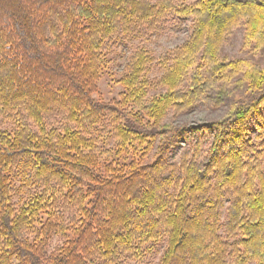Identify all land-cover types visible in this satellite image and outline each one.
I'll return each instance as SVG.
<instances>
[{"label":"trees","instance_id":"trees-1","mask_svg":"<svg viewBox=\"0 0 264 264\" xmlns=\"http://www.w3.org/2000/svg\"><path fill=\"white\" fill-rule=\"evenodd\" d=\"M166 17L192 24L161 74L138 46L118 97H95L111 45ZM239 25L263 50L264 0H0V264L138 263L161 245L158 264H264V65L221 55ZM199 102L228 109L176 161L188 131L166 117Z\"/></svg>","mask_w":264,"mask_h":264},{"label":"rangeland","instance_id":"rangeland-1","mask_svg":"<svg viewBox=\"0 0 264 264\" xmlns=\"http://www.w3.org/2000/svg\"><path fill=\"white\" fill-rule=\"evenodd\" d=\"M182 1L188 3L193 0ZM191 24V20H185L182 23H178L166 17L160 22L157 29H155L152 34H148L147 37L136 38L111 45L108 54L109 61L101 73L98 81L97 93L94 96L106 101L118 97L122 88L117 80L121 76L122 69L133 50L141 45H146L155 58L152 64L153 66L151 68L150 77H158L161 74L157 63L159 56L164 55L167 50L181 44L189 36L191 32ZM243 36V25H239L233 29V31L225 38L221 48V55L227 59L244 58L253 63L264 65V49L256 51L248 50L243 46ZM227 109V104L213 107L204 102H199L188 111L179 114L169 112L166 121L173 125L186 126L188 131L186 140L184 141V139L181 138L175 146L173 150V159L179 161L181 154L185 152L191 155L198 144L200 145L199 149L204 148L203 150H205L206 140L204 138L210 139L211 136H203L201 128L199 129L198 127L221 118ZM261 113L264 115V107L262 108ZM1 122H4V120L0 116V125ZM256 134L257 131L253 129L251 132L252 138ZM59 242V239L55 237L50 245L51 249L57 246ZM162 249L163 245L160 246L159 250L153 256L144 258L138 263H135L134 260H127L124 264H158Z\"/></svg>","mask_w":264,"mask_h":264}]
</instances>
